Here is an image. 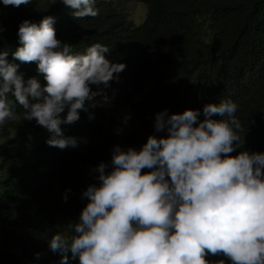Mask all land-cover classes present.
<instances>
[{
  "label": "trees",
  "instance_id": "trees-1",
  "mask_svg": "<svg viewBox=\"0 0 264 264\" xmlns=\"http://www.w3.org/2000/svg\"><path fill=\"white\" fill-rule=\"evenodd\" d=\"M123 1L96 0V17L75 18L61 0H32L10 6L0 16V52L19 65L25 80L37 77L46 84L34 62L14 59L22 46L18 29L26 19L39 24L46 16L54 17L57 39L70 44L73 54H85L99 43L108 47L112 63L126 65L108 86L91 85L96 95L78 110L79 119L61 125L63 138H75L76 147H51L50 134L36 146L34 162L5 159L9 167L0 177V264H60L61 253L49 247L50 232L72 234L73 219L87 205L84 188L99 186L102 162L106 173L112 170L117 141L139 151L150 135H167L154 127L156 114L165 109L169 115L198 109L203 120L206 104L232 100L238 105L235 115L244 144L229 155L264 153V0H133L146 6L138 25L119 8ZM9 99L18 118L0 127V137H6L0 151L12 141L9 129L26 133L40 128L34 119L24 120L22 106ZM122 107H127V120L119 112ZM66 115L67 110L61 114ZM68 256V264H79ZM206 259L232 264L222 254Z\"/></svg>",
  "mask_w": 264,
  "mask_h": 264
},
{
  "label": "clouds",
  "instance_id": "clouds-1",
  "mask_svg": "<svg viewBox=\"0 0 264 264\" xmlns=\"http://www.w3.org/2000/svg\"><path fill=\"white\" fill-rule=\"evenodd\" d=\"M31 2L2 0L13 7ZM61 2L75 18L99 14L96 0ZM54 23L51 16L39 24L24 20L22 46L13 53L21 63L34 62L46 84L25 80L19 65L0 52V127L18 118L11 96L24 120L51 133L47 144L64 149L77 140L63 138L61 125L79 119L78 110L96 95L91 85L108 86L126 65L112 63L99 43L73 54L57 39ZM237 110L232 100L209 103L200 120L198 109L171 115L165 109L154 127L166 136L150 135L139 151L115 147L112 170L106 173L102 162L99 186L82 194L89 202L72 234L58 232L49 242L61 253L60 264H68V253L79 264H212L206 256L219 254L232 264H264V153L229 155L244 144Z\"/></svg>",
  "mask_w": 264,
  "mask_h": 264
},
{
  "label": "rangeland",
  "instance_id": "rangeland-1",
  "mask_svg": "<svg viewBox=\"0 0 264 264\" xmlns=\"http://www.w3.org/2000/svg\"><path fill=\"white\" fill-rule=\"evenodd\" d=\"M10 6H4L2 0H0V16L4 14ZM119 8L125 14V17L133 25H138L145 16L146 6L142 2H137L133 0H127L119 4ZM143 96L139 95L138 100L142 99ZM119 112L123 115L124 120L129 118V113L127 107H122L119 109ZM202 117V116H201ZM51 133L46 129L40 127L37 130H30L26 133H21L19 129H9L7 138H11L12 141L8 144L5 149L0 151V177L5 174V170L9 167V162H6L7 157L14 158L16 164L23 162H34L36 155V146L44 141ZM6 137H0V143L5 140ZM119 146L122 150L127 151V147L122 141H117L114 145L115 147ZM88 188H84V191ZM83 191V192H84ZM83 200L87 204L86 197H83ZM80 217V216H79ZM79 217L73 219L75 223L79 222ZM55 228V227H54ZM61 232V231H60ZM51 235L58 233V231H51Z\"/></svg>",
  "mask_w": 264,
  "mask_h": 264
}]
</instances>
